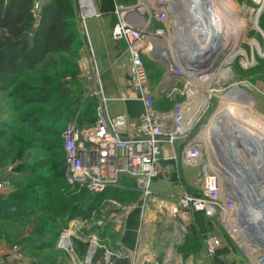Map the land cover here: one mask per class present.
<instances>
[{"label": "built area", "instance_id": "built-area-1", "mask_svg": "<svg viewBox=\"0 0 264 264\" xmlns=\"http://www.w3.org/2000/svg\"><path fill=\"white\" fill-rule=\"evenodd\" d=\"M214 2L135 0L131 5L114 8L116 21L111 34L114 40L124 43L127 89L120 97L112 98L104 93L97 80L88 93L97 99L94 122L79 125L73 119L66 123L61 132L64 180L69 187L101 192L107 187L122 186V177L133 178L142 198L125 213L138 208L141 225L134 230L135 244L131 248L119 244L112 251L99 249L105 247L95 234L87 241L82 240L88 249L79 264H115L116 258H126L129 264H161L153 244L157 231L152 221L156 217L155 207L165 208L169 216L180 213L190 222L196 213L202 214L241 250L247 264H264L263 147L244 131H240V136L232 134L225 122L222 127L211 129L219 116L223 97L236 101L241 91L254 103L252 109L245 105H240L241 108L255 118L261 115L253 89L247 85L251 82L235 72V63L241 69L251 64L244 58L238 37L230 43H223L225 38L219 43L210 39L219 21L213 13ZM75 3L80 28L87 34V20L102 13L95 0H75ZM37 8L35 2L34 9ZM222 17L225 22V15ZM237 28L236 35L240 30ZM205 37L208 40L201 45L200 38ZM205 49L209 50L204 52ZM146 55L164 65L162 94L169 100L175 92L179 94L170 108L160 109L156 105L155 87L144 62ZM81 62L89 69L91 55L83 54ZM234 88L239 90L235 91L237 95L232 91ZM112 99L136 101L140 111L134 117L126 112L109 115ZM213 105V113L205 120ZM229 119L226 116L225 121ZM179 140L184 142L182 147ZM163 159L173 163L175 169L179 164L198 168V176L191 182L196 190L182 184L179 176L173 189H154L153 182L159 176ZM6 185L7 181L0 177V189ZM167 201L172 202L173 210L160 204ZM112 215L120 226L123 220L117 214ZM73 227L69 225L63 230L57 247L78 258ZM188 228L185 223L178 224L176 245L182 242ZM200 238L206 257L212 261L223 246L222 240L211 233L201 234ZM168 262L182 264L179 258Z\"/></svg>", "mask_w": 264, "mask_h": 264}, {"label": "trees", "instance_id": "trees-1", "mask_svg": "<svg viewBox=\"0 0 264 264\" xmlns=\"http://www.w3.org/2000/svg\"><path fill=\"white\" fill-rule=\"evenodd\" d=\"M35 2L37 9H34ZM80 36L75 0H0V92H7L19 80H24L18 84L17 92L8 94L10 97L23 94L22 103L14 109L19 110L20 123L31 127H19L13 136L14 143L19 145L15 154L8 158V164L15 163V172H27L31 178L11 192H0V236L23 243L22 248L30 252L52 247L57 222H66L71 214L84 215L91 203L95 205L108 195L128 197L127 193L122 195V191L113 187L101 193L87 190L89 193L79 197L77 204V201L70 203L69 196L65 197L68 185L64 180L59 125H65L74 116L83 99L81 94L73 95L70 88L63 85L77 77V70H70L65 56H75L79 51L83 45ZM57 56L63 58L60 63L55 59ZM96 101V97H91L82 104L79 117L77 115L79 125L94 122ZM29 102L33 105L23 111V104ZM11 128L7 120L0 119V161L10 152L7 144L11 138L8 139L7 133ZM183 144L179 140L178 145L182 147ZM21 148L34 150L27 154H34V164L17 163L21 156L16 155ZM28 222L32 231L19 239L22 234L19 228ZM211 227L212 223L206 221V228ZM195 230L192 233L199 238ZM218 251L223 254L227 248L223 245ZM115 264H129V260L116 258Z\"/></svg>", "mask_w": 264, "mask_h": 264}, {"label": "rangeland", "instance_id": "rangeland-1", "mask_svg": "<svg viewBox=\"0 0 264 264\" xmlns=\"http://www.w3.org/2000/svg\"><path fill=\"white\" fill-rule=\"evenodd\" d=\"M121 1H126V4H129L134 0ZM231 1L233 3H231L230 5L233 7L232 9H234L232 11H234V13L237 14L235 15L239 16L241 20L244 19V26L243 28L240 27L238 35H236L238 32H236L235 30H232L229 35L227 34L225 43H230L233 38L238 37L237 41H239V44L244 51V58L246 61L251 63L247 65V69L239 68L237 63L234 64V67L236 75L238 77L245 78L252 83H250L251 85L255 86L252 87L249 83H247V85L253 89L252 92H254L253 94L259 103L258 110L261 114L259 117L260 121L254 120L255 118L251 115L250 112L244 111L241 108L242 105L240 106L237 100L231 101V99L226 96V101H229L228 103L238 113L247 118L249 122L252 123V125L257 126L262 132H264V11L258 16L256 22L253 23L255 20V12L260 6H264V0ZM95 3L99 9L107 8L110 10H114L112 0H95ZM112 25V16H104L99 19L88 21L87 28L89 30V35L88 32L87 34H85L81 30L80 38L82 39L83 45L80 47L75 56H65L66 63L68 64L70 70H77V77L73 82H69L70 80L67 79L69 81L65 82L63 85L69 87L73 95L78 96L79 94H81V96H83L81 103H79L77 112L70 120L76 119V121L78 122L77 115L79 117L81 106L84 102L86 103L89 98L93 97L88 95V93L92 88H94L97 80H100V83L102 85L103 82H105L106 88L111 94L117 93L119 90L121 91L116 95H108L112 98L120 97L121 94L124 93L127 89V82L125 81L127 61L126 55L124 53V48L122 47V45H120V42L114 40L112 37ZM253 40L257 41L258 45H254V43H252ZM89 46L91 47V51ZM83 54L91 55V66L89 67V69H86L81 62V57L83 56ZM55 59L60 63L63 58L57 56L55 57ZM219 60L220 59H218V62L221 61ZM144 62L149 72L151 81L154 85H156L161 81L163 76L165 77L163 63L161 61H154L148 55L144 57ZM23 82L24 80H19L18 83L12 86L9 91L0 92V119L7 120L12 127L7 133L8 139L11 138L7 144L10 152L7 153L5 158L1 157L0 161V177L7 181L6 187L0 189V191L4 190L5 193L13 191L17 186H23V184H25L31 178L30 175L27 174V172H15V169L13 168V165L15 163L10 165L8 164V158L12 157L13 154H15V152L17 151L16 146L19 145L16 142L14 143L13 137L17 132V129L19 127H23L24 129L31 128L28 124L20 123L21 116L19 115V110L15 111L14 109L22 103L21 95L23 94L16 93L15 95L12 94L11 97L8 94V92L12 91L17 92L19 89L18 84H22ZM178 98L179 94L175 92V96L173 99H170V101L159 99L157 101V104L159 107L169 106V104L174 103ZM111 102H118L125 105L117 106L115 109H117L118 111H122L127 107L129 111H132V113H136L137 109L139 108V104L136 101H133L135 102L133 104H129L128 102L130 101L112 99L109 102V105ZM23 105H25V107L23 108L24 111L26 109H29L30 105H33V103L29 102ZM95 106L96 104L94 105V108ZM213 110L214 105L206 112L204 118L205 120H207V118L211 116ZM17 115L19 116L17 117ZM13 123L15 124L13 125ZM83 124L89 123L84 122ZM65 125L64 123H60L59 127H61V132L64 129ZM3 143L7 142L4 141ZM33 152L34 150H25L23 148L19 149V152L16 156H21V159H19L17 163L26 162L29 164H34V162L36 161L33 157L34 154H32L31 156H27L28 153ZM42 155H40V157ZM159 167L160 173L159 176L154 180V182L156 181L158 184L162 182L161 186L163 188H167L170 190L173 189L175 183L178 180L177 177L179 176L182 184H184L191 190H196V187L193 186L191 182L198 176V168H188L179 164L175 169L173 163L164 159L161 160ZM32 175L34 176L35 174L32 173ZM121 179L122 186L113 188L122 191V195L127 193L128 197L125 198L124 195H116L114 197H111L108 195V197L104 198L102 201L98 202L95 205L94 202L91 203L88 207L87 213H85L84 215L83 213H73L69 216V219L66 222H57V229H53V231L57 232V235L54 239L53 246L50 248L30 252L22 248L24 245L23 243L15 242V240H13L12 238L8 239L5 236L1 235L0 264H79L80 259L85 258L86 251L88 249V244L83 243L82 240L87 241L93 234L97 236V239H99L105 247L99 249H107L109 251H112L119 244H122L126 240L130 239L131 236H135L134 230L139 228L138 226L141 225V220L138 219L140 214L139 209H132L128 214H126L125 211L132 205L131 202H133V204H138L141 201V191L137 188L135 180L133 178L122 177ZM104 191L105 190H103L102 192ZM86 192L89 193L87 189L68 186L66 190L67 196L65 195V197L69 196L70 203H72L71 201H77V204L79 197L81 198ZM112 214H117V216L120 217V220H123L120 226L116 225V220L114 218L115 216L113 217ZM32 218L33 217H31L30 219ZM98 221H101V223L98 224ZM69 225H74V242L76 244L75 252L78 258L72 256L67 251L59 249L57 247V241L61 233ZM32 229L33 227L29 222L25 223L21 228H19V231L22 232L19 239L21 237H26L29 232L32 231ZM206 230L208 233L214 234L219 239H221L223 245L227 248V251L223 254L222 252L218 251L215 258L209 264H247V259L243 255L241 250H239L232 243V241L224 234L222 229L217 224H212V227ZM129 248L131 247L129 246ZM26 253L29 254L27 255ZM170 264L176 263L172 262Z\"/></svg>", "mask_w": 264, "mask_h": 264}, {"label": "crops", "instance_id": "crops-1", "mask_svg": "<svg viewBox=\"0 0 264 264\" xmlns=\"http://www.w3.org/2000/svg\"><path fill=\"white\" fill-rule=\"evenodd\" d=\"M135 1V0H134ZM134 1L132 3L126 4V1H121V0H112V4H113V8H115L117 5H131L134 3ZM99 9V8H98ZM100 12L102 13L101 16L99 17H94V18H90L87 20L86 22V27H87V23L88 21L91 20H95V19H99L102 18L104 16H112L113 17V25L116 21V15L113 13V10L107 9V8H100ZM112 25V27H113ZM87 32L89 35V30L87 28ZM118 42H120V45H122V47L124 48V43L121 40H117ZM94 56V54H93ZM165 73V71H164ZM165 77L163 76L161 81L159 83H157L156 85L153 84V82L151 81V84L153 85V87H155V94H156V105L158 108L160 109H167L170 108L172 106V104H169V106H164V107H159L157 104V101L159 99H163V100H169L167 99L162 92L160 91V86L162 83H164ZM125 81L128 84V78L127 76H125ZM102 85V84H101ZM102 89L104 91V93L106 95L112 96V95H116L118 93H120L121 91L119 90L117 93H110L105 85V82H103L102 85ZM170 101V100H169ZM129 104H133L135 102L130 101L128 102ZM138 103V102H137ZM139 104V103H138ZM122 106V103H118V102H111L109 107H108V114L109 115H114L117 114L119 112H126L127 115H129V117H134L139 111H140V104H139V108L137 109L136 113H132V111H129L126 107V109L122 110V111H118L117 109H115L117 106ZM125 106V105H123ZM162 182H160L159 184L155 181L154 182V189L158 190H163V189H167V188H163L161 186ZM5 193V191H0ZM131 204H133V202H131ZM160 204L165 205L166 207H168L170 210H173L174 207H172V202H161ZM154 215L156 217H153L152 221H153V225L155 228H157L156 230V238L153 239L154 241V245L156 248V252H157V258L158 261L161 264H170L168 262V259H170V261L179 258L181 259L182 264H209L211 261L208 259V257H206V253H205V248L204 245L202 243L201 238H197L192 232L193 229L197 230L198 233L201 235L203 234H207V228H206V221L207 219L205 217L202 216V214L200 213H196L194 215L193 220L190 222V220H185L184 217L182 215H180V213H177L174 216H169L166 213V209L165 208H161V209H157L155 207V209L153 210ZM179 223H185L187 224L188 228V232L187 234L183 237L182 242L178 245H176L175 243V237L178 231V224ZM152 225V223H151ZM150 230H151V226H149ZM153 228V227H152ZM195 230V231H196ZM203 230V231H202ZM131 239V240H130ZM130 239L126 240L124 243V245H126L127 247H133L135 244V236H131ZM172 263V262H171Z\"/></svg>", "mask_w": 264, "mask_h": 264}, {"label": "bare ground", "instance_id": "bare-ground-1", "mask_svg": "<svg viewBox=\"0 0 264 264\" xmlns=\"http://www.w3.org/2000/svg\"><path fill=\"white\" fill-rule=\"evenodd\" d=\"M214 1L215 2H214V7H213V13H214V16L215 15L218 16L219 21H217V23L214 25L215 29H214L213 34H212L210 39H212V41H214V42L219 43V41H221L222 39L225 38L222 41L224 43V42H226L225 40H226L227 34L229 35L232 32V30H235V29L238 30L237 27L243 28V26H244L243 20L244 19L241 20L240 18H236L238 16H236L237 14L234 13V11H232L234 9H232L233 7L228 3L227 0H214ZM263 11H264V6H260L256 10V12L252 11V12H255V20H254V22L252 21L253 23L256 22V19L258 18V16L261 13H263ZM223 15H225V22L223 21V17H222ZM230 37H232V36H230ZM207 40H208V38H206V37L203 39L200 38L201 45H204L207 42ZM252 43H254V45H258V42L255 40H253ZM201 48H203V46H201ZM201 48L199 47V50H201ZM237 90L238 89H235V88L232 90L234 92V95H237L235 92ZM239 93H241V95H237L239 97V100H237V101L241 102L239 104L245 105L248 108L253 107L254 103L251 101V99L249 97H247L248 95L243 91H241ZM242 94H243V96H242ZM226 100H227L226 96H224L223 99L221 100V104L219 106V110H220L219 113L220 114L218 113L219 116H217L216 122L213 126H211V129L214 127L217 128V126L222 127L221 124L223 122H225L227 129H229V131L232 134H235L236 136H240V131H244L246 134L252 135L253 137H255L257 142H259L261 144V148L263 147V150H264V132H262L257 126L252 125V123L249 122V120L247 118H245L240 113H238L228 103L229 101L227 102ZM226 116H228V118H230L228 121H225ZM254 118H255V116H254ZM254 120L260 121L259 118H255ZM234 124L241 127L240 128L241 130L238 129L239 127L236 128V126ZM233 127H235V129H233ZM229 131L227 130V133Z\"/></svg>", "mask_w": 264, "mask_h": 264}, {"label": "water", "instance_id": "water-1", "mask_svg": "<svg viewBox=\"0 0 264 264\" xmlns=\"http://www.w3.org/2000/svg\"><path fill=\"white\" fill-rule=\"evenodd\" d=\"M207 50H209V49H205L204 52H206ZM127 78H129V77H127ZM103 115H104V117H105V119H106V118H107V117H106V114L103 113ZM144 264H149V263H148V262H145Z\"/></svg>", "mask_w": 264, "mask_h": 264}]
</instances>
